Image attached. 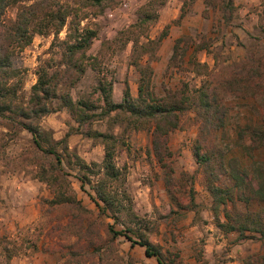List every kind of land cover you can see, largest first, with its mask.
<instances>
[{"label": "rangeland", "instance_id": "rangeland-1", "mask_svg": "<svg viewBox=\"0 0 264 264\" xmlns=\"http://www.w3.org/2000/svg\"><path fill=\"white\" fill-rule=\"evenodd\" d=\"M33 1L18 0L8 4L0 19L2 51L15 69L12 80L19 81L16 104L28 99L30 87L36 80V67L45 62L51 64L59 56V45L51 32H34L30 41L22 46L5 38L4 33L13 23L19 4ZM148 1H153L155 18L138 36L132 56V41L122 43L120 32L138 19L140 8ZM232 2L234 9L227 22L223 21L217 7L204 0H163L162 3L113 0L99 10L83 9L86 16L80 19V26L94 31L86 54L95 57L89 60L92 65L86 64L77 82L68 87L69 94L73 99L89 100L98 105L101 103L97 89L99 80L104 85L111 82V99L119 102L125 87L131 96H136L138 84L141 82L144 86L145 80L148 89L162 95L168 89L198 88L211 73L220 72L230 63L251 61L252 64L261 63L260 67L264 68V0ZM63 3L78 6L73 0H57L50 7L53 9ZM181 9L185 13L175 21ZM40 23L37 19L31 22L35 26ZM66 23L58 31V38L64 37ZM177 38H180L179 45L184 39L187 44L185 51L178 53L171 63L169 58ZM196 44L202 47L194 48ZM202 65L208 74L196 71ZM60 89L64 88L58 85ZM221 101L226 107L224 126L216 131L213 144L228 147L224 160L232 157L236 166L251 169L252 158L243 148L248 141L249 127L259 122L257 97L223 93ZM49 106L51 111L31 123L38 125L51 143L69 132L66 146L71 154L62 156L60 167L77 198L95 214L97 208L88 195L93 192L86 183L80 187L72 155L77 154L86 163H100L104 154L101 137L84 134L90 130L113 135V161L122 171L120 190L126 194V201L134 213L142 218L141 223L152 225L147 237L159 245L165 260H180L182 264H264V237L251 231L222 232L215 224L210 209L211 195L191 151L197 130L192 109L183 113L179 126L167 134L170 155L166 168L147 152L150 144L148 124L130 121L112 110L108 116L84 124L79 132L74 117L60 101L52 100ZM92 109L97 111L99 107ZM239 141L245 144L240 147L236 144ZM41 143L46 145L45 140ZM57 149L60 153V148ZM263 151L264 147L254 150V157L263 159ZM52 166H55L54 158L34 146L30 132L9 117L0 116V245L5 244L13 250L8 264H100L102 260L103 264H159L154 256L144 254L142 246L121 234L116 235L101 259L92 253L93 248L84 239L77 245L86 249L68 245L74 238L60 236L61 230L56 226V223H64L66 216L59 210L46 211V202L52 192L39 178L42 169ZM165 173L174 177L169 191L164 185ZM94 178L91 176L92 180ZM215 182L227 186L232 179L225 172ZM189 195L193 197V207L182 204L188 201ZM235 203L240 209L261 206L258 201L246 204L236 200ZM96 216L112 222L108 214ZM115 227L121 225L116 223ZM74 248H78L79 255L72 253ZM0 261H6L1 248Z\"/></svg>", "mask_w": 264, "mask_h": 264}, {"label": "trees", "instance_id": "trees-1", "mask_svg": "<svg viewBox=\"0 0 264 264\" xmlns=\"http://www.w3.org/2000/svg\"><path fill=\"white\" fill-rule=\"evenodd\" d=\"M17 1L0 0V19L5 7ZM73 1L77 3V7L63 3L55 5L53 9L50 6L57 0H34L28 4L20 3L13 23L4 33L5 38L22 46L30 41L34 32L39 34L51 32L59 45V56L54 59L53 63L45 62L36 67V80L31 85L28 99L23 104L15 103L19 81L14 83L12 80L15 69L10 66L8 56L2 51L3 46L0 44V116H7L25 128L31 133L34 146L54 158L55 166L42 169L39 178L46 182L52 192L46 202L48 205L46 211L59 210L66 216L64 223H56L57 228L61 230L59 235L72 236L74 240L68 245L86 249L82 245H77L79 240L84 239L93 248L92 253L101 259L116 235L121 234L142 246L144 254L154 256L159 264H182L180 260L167 261L161 256L159 245H155L147 237V233L153 228L152 225L141 223L142 218L137 216L127 203L126 194L120 190L122 171L113 161L114 138L112 134L97 130L84 131V134L92 138L101 137L104 154L100 163L94 161L86 163L77 154H72L80 187L84 183L90 187L93 193H88V195L97 208L96 214H108L112 222L99 220L93 210L77 198L60 167L62 156L71 154L66 146L69 132H65L55 143H51L45 138L39 126L31 123L33 119L51 111L49 103L52 100L60 101L68 109L77 123L76 130L79 132L82 131L81 127L84 124L108 116L112 110L115 114H123L130 121L148 124L150 144L147 152L152 154L156 162L166 168L169 167L167 158L170 155L167 134L179 126L181 115L192 109L194 120L197 122V130L191 151L200 167L202 181L211 195L210 209L216 226L222 232L237 231L241 234L244 231H251L264 237V158H255L253 152L264 147V68L260 67L261 63L252 64L251 61L230 63L229 70L226 66L220 72L211 73L198 88L193 90L186 87L168 89L162 95H156L148 89L145 80L144 86L141 82L138 84L136 96H131L125 87L119 102L111 99V82L104 85L99 80L97 89L101 94L100 104L96 105L89 100L73 99L68 92V87L77 82L86 64L92 65L89 60L95 57L86 54L94 31L80 26V19L86 16L82 10L85 8L99 10L113 0ZM204 1L220 10L224 22L230 19L234 9L232 0ZM162 2L163 0H157V3ZM152 4L153 1L146 2L140 8L138 19L120 32V36H123L122 43L132 41L134 46L132 56H134L135 46L138 43V36L155 18ZM184 13L181 9L174 20L179 21ZM34 19L41 20V23L38 26L32 25L31 22ZM65 23L67 24L65 35L63 38H58L57 33ZM164 34L165 31L158 36L157 41ZM179 40L180 38H177L173 44L169 58L171 63L174 62L178 53L182 54L185 51L186 39L183 41L182 38V45H179ZM201 47V44L194 46V48ZM134 64L137 65L135 60ZM192 64L199 65L195 61H192ZM52 65H54L53 68ZM196 71L206 72L204 65ZM58 85L64 89L58 90ZM223 93L240 97H257L259 102V122L249 127L246 145L244 141L236 143L240 147L244 145L245 147H242L244 152L252 158L251 169L236 166L232 157L224 160L228 147L221 148L213 144L216 131L224 126L226 107L221 101ZM98 107L97 111L92 109ZM239 132H242L241 128ZM43 140H45V146L41 143ZM57 147L60 148V153ZM225 172L231 177L232 183L220 186L215 180ZM91 176H95L94 180ZM173 182L174 177L165 173L164 185L168 191ZM189 190L191 191V188ZM236 200L246 204L249 201H258L261 206L254 209H240L236 206ZM182 204L193 207V197L189 195L188 201ZM219 213H221V218ZM116 223H119L121 227L116 228ZM0 248L6 259L4 262L0 261V264H8L7 259L13 250L5 244L0 245ZM78 248L72 249L75 251L72 253L79 255ZM90 264L97 263L90 262ZM100 264H103V260Z\"/></svg>", "mask_w": 264, "mask_h": 264}, {"label": "built area", "instance_id": "built-area-1", "mask_svg": "<svg viewBox=\"0 0 264 264\" xmlns=\"http://www.w3.org/2000/svg\"><path fill=\"white\" fill-rule=\"evenodd\" d=\"M123 5H125V3H122Z\"/></svg>", "mask_w": 264, "mask_h": 264}]
</instances>
